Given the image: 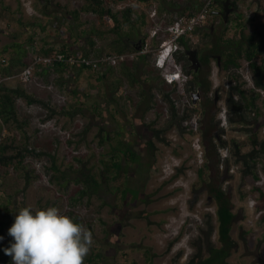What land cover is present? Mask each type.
Here are the masks:
<instances>
[{
	"label": "trees",
	"instance_id": "16d2710c",
	"mask_svg": "<svg viewBox=\"0 0 264 264\" xmlns=\"http://www.w3.org/2000/svg\"><path fill=\"white\" fill-rule=\"evenodd\" d=\"M206 1L137 0L139 5H129L120 10H117L118 6L133 4L135 0H85L84 5L75 10H69L68 6L57 3V7L64 15L72 17L76 29H79L82 34L80 38L84 40V43L81 55H78L70 45L55 43V32L49 31L53 16L50 17L45 12L42 17L35 16L31 21H25L21 14L18 26L30 30L29 37L25 42L14 39V43L0 48V214H2L0 236L5 238L7 234L9 237L8 229L14 222L13 197H7L3 189L11 170L21 174L25 182L23 190H28L39 178L26 165L27 158L34 154V151L24 144L15 145L14 140L10 143L9 138L4 136L5 130L12 126L21 131L28 127L27 122L20 119L18 101L25 100L29 105H42L48 110L49 118L63 117L70 121H75L83 115L84 111H90L83 101H76L74 104L61 108L52 106L49 101L30 94L23 87L25 83L17 76L29 66L31 49L35 57L41 58L54 53L64 54L67 59L79 56L101 59L109 56L136 55L134 59L117 66L101 64L96 71L84 65L71 66L63 63L48 68L40 64L35 68L34 75L47 78L51 72L65 74L74 69L78 80L84 72H87L90 79L95 82L91 84V88L101 90L96 83L107 88L109 96L108 94L104 96L109 105H117L118 109L114 108L113 117L118 122L123 120L117 118L122 112L127 118L129 112L131 114L129 117L135 116L134 114L141 115L145 128L151 134L147 142L148 151L156 160L158 157L156 152L159 151L157 145L168 147L175 145L167 137L168 133L176 128L175 125L183 128L182 125L185 122L194 121L198 125L205 149L207 148L205 159L208 158V165L211 167L216 165L218 170L221 166L228 169L230 161L233 160L236 164L243 166L241 186L245 184L247 178L253 179L254 183L260 182L259 172L264 173V25L249 32L247 10L250 7L249 1L253 0H230L229 3L228 0H213L209 22L198 28L192 38L185 37L180 40L182 49L175 54V61L182 67L183 73L192 78L189 85L184 86V92H189L194 87H201L211 103L209 112H204L198 107H193L190 113H184L185 111L182 113L178 110L173 99L178 84L169 85L172 89H168V83L164 77L151 66L150 61L163 42L160 39L150 40L149 29L152 26V18L146 8L155 5L157 16L159 19L164 18L169 26L179 18L199 14ZM83 15L95 16V23L84 21ZM217 23H221L224 28L220 35L216 32L212 34V26L215 27ZM147 43L150 46L149 52L140 55V49ZM193 50H199L198 55L203 54L202 61L207 66V72L201 76L203 78L201 82L198 74L187 70L189 62L187 51ZM215 64H218V72L228 85L226 108L230 128L234 132L245 135L244 141L223 139L226 131L221 127V121L218 119L219 105L217 114L211 113V109L215 108L212 106L213 94L220 89H214L212 80ZM244 64L248 66L252 86L240 73ZM159 71L162 72L161 69ZM11 81H15V85H11ZM129 90L138 91V102L135 103ZM159 95L161 101L165 103L168 116L162 127L155 128L158 116L152 124L145 122V116L159 107L161 103L158 99ZM91 112L97 118H103V109L100 106H93ZM92 125L93 123L86 125L83 131L84 136L92 131ZM119 131L111 132L100 126L94 138V142L102 149L99 157L96 158L94 155L95 161L77 157L78 169L72 166L70 170L73 174L65 184L66 187L73 182L79 187L78 199L72 203L74 206L85 199L99 198L102 192L116 197V207L119 210H122L125 205L135 207L138 202L144 204L149 202L148 197L143 196L140 189L130 186L128 172L131 168L141 165V157ZM246 143L250 146L247 153L243 152ZM221 148L227 150V156L224 159L220 154ZM206 163L198 171L197 184L202 187L203 182L209 183L216 200L215 210L212 214L204 215L205 225L198 227L199 235L191 242L194 252L185 264H232L230 259L239 246V241L233 235L238 216L230 193L222 186L217 188V180H208ZM145 167L150 168V163L146 162ZM54 170L60 171L57 166ZM156 170L158 171L155 173L156 177L161 176V169L157 166ZM180 171L181 168L177 169L171 179L177 178ZM253 191L258 194L262 203L257 206V211L260 213L261 222H264V187L255 185ZM241 199H245V194H241ZM148 214L146 212L141 218L148 220ZM69 216L86 229L87 222L81 215L70 211ZM101 221L103 225L106 224L102 219ZM11 240L0 242V264H12V258L2 251L9 246ZM241 241L247 242L244 234L241 235ZM100 252L101 248L93 242L84 259V264H103ZM182 255L183 252L177 253L172 258L171 264H181ZM123 257L126 260L125 264H129L130 256L124 253Z\"/></svg>",
	"mask_w": 264,
	"mask_h": 264
},
{
	"label": "rangeland",
	"instance_id": "374dc122",
	"mask_svg": "<svg viewBox=\"0 0 264 264\" xmlns=\"http://www.w3.org/2000/svg\"><path fill=\"white\" fill-rule=\"evenodd\" d=\"M52 2L55 3L58 0H0V48L14 43V39L25 42L31 31L18 26L19 17L23 15L25 21H31L35 16L42 17L45 12L49 14L51 10L48 12L44 8L45 5L51 7ZM65 2L70 7L78 9L84 5L85 0H65ZM134 4L139 5L135 0L133 4L118 6L117 10ZM249 4L247 19L250 25L249 32H251L256 27L264 25V0L249 1ZM146 10L150 16L155 11L157 13L155 5ZM82 19L91 24L96 21L93 15H83ZM155 21L161 26H167L165 19L162 17L159 19L157 16L151 19L152 26L149 31L154 28ZM51 22L53 24V21ZM54 24L57 25L55 22ZM214 28L218 35L224 29L221 23H217ZM160 40L162 42L166 40L163 32ZM34 57L35 53L31 49L29 63ZM156 59L155 55L150 61L151 66L163 77V72H160L156 65ZM172 71L176 72V69L173 68ZM75 72L74 69L65 74L54 71L47 78L34 75L29 83L23 84L30 94L49 101L52 106L61 108L74 104L76 101H83L90 111H84L83 115L75 121H70L63 117L49 118L48 110L42 105H29L25 100L18 101L20 119L27 122L28 127L21 131L12 126L5 130L4 136L9 138L10 143L14 140L15 145L24 144L34 151V154L27 158L26 165L39 178L28 190H23L25 182L21 174L11 170L3 189L7 197H13V219L16 212L26 206L32 207L33 210L55 206L62 214L69 216V212L72 211L81 215L87 222L86 230L92 234V243H96L101 248L103 264H125L124 253L130 256L129 264H171L172 258L179 252H183L181 264H185L194 252L191 242L199 235L198 227L205 225L204 215L212 214L215 210L213 203L208 202V195L202 192L201 186L197 184L198 171L206 163L205 149L198 125L194 121L185 122L182 125L183 128L175 125L176 128L167 135L175 145L172 147L157 145L159 151L156 152L158 156L156 160L148 151L147 142L151 134L145 128L141 115L134 114L135 116L129 117L131 115L129 112L127 118L122 112L117 118L123 120L118 122L113 117L114 108L118 109L117 105H109L104 96L108 94L107 88L96 83L101 90H94L91 84L95 82L90 79L87 72H84L78 80ZM240 73L252 86L247 64L243 65ZM212 80L214 89L220 88L218 119L221 121V127L226 131L223 139L244 141L245 135L234 132L230 128L226 108L228 85L220 76L217 64L214 67ZM10 84L15 85V81H11ZM167 87L172 89L169 84ZM129 94L134 98L135 103L138 102L137 90H129ZM186 96L184 87L179 86L173 94L176 106L182 113L183 111L190 113L192 109L190 99ZM158 99L161 102L159 107L145 116L147 124H152L158 116L155 128L162 127L168 116L160 95ZM97 105L103 109L102 119L91 112L92 107ZM90 123H93L92 131L84 136L83 131ZM100 126L111 132L120 130L123 138L129 141L138 152L141 165L129 170L130 186L140 189L142 195L147 196L153 203L145 205L138 202L136 207L125 205L122 210H119L116 207V197L102 192L99 198L85 199L76 206L72 204L78 199L79 187L73 182L65 187L66 181L73 174L70 169L72 166L78 169L77 157L93 161H95L94 155L96 158L99 157L102 149L94 142V138ZM249 150L250 146L246 143L243 152L247 153ZM220 154L224 159L227 156L226 148H221ZM146 162L150 163V168L145 167ZM55 166L60 170L59 172H55ZM157 166L162 171L159 177L155 175L158 173ZM242 167V164H236L233 160L230 161L228 169L221 166L218 170L214 165L211 181H219L222 178L221 186L230 193L238 216L233 235L239 241V246L230 262L232 264H264V222H261L260 213L257 211V206L262 203L258 194L253 191L255 185L264 187V173L259 172L261 177L259 183H254L253 179L247 178L245 184L241 186ZM179 168H181L180 175L171 179ZM242 193L245 194L244 200L241 199ZM146 212L151 216L148 220L141 218ZM1 217L2 214H0ZM101 219L105 221V225ZM163 221L165 224H162ZM242 234L246 236V243L241 241ZM9 239L12 238L7 237L6 234L4 242Z\"/></svg>",
	"mask_w": 264,
	"mask_h": 264
},
{
	"label": "clouds",
	"instance_id": "9594fccd",
	"mask_svg": "<svg viewBox=\"0 0 264 264\" xmlns=\"http://www.w3.org/2000/svg\"><path fill=\"white\" fill-rule=\"evenodd\" d=\"M8 236L12 240L2 251L12 264H84L92 245L91 232L55 206L20 208Z\"/></svg>",
	"mask_w": 264,
	"mask_h": 264
},
{
	"label": "built area",
	"instance_id": "2783aa9c",
	"mask_svg": "<svg viewBox=\"0 0 264 264\" xmlns=\"http://www.w3.org/2000/svg\"><path fill=\"white\" fill-rule=\"evenodd\" d=\"M213 0H207L205 5L201 9L200 13L193 17H183L177 19L173 24L169 26H161L159 23H155L154 28L150 33V40L160 39L161 33L163 32L166 36V40L161 44L160 48L156 53V65L159 69L163 71V77L169 85L175 83L179 87H184L188 76H186L181 67H179L175 61V54L178 53L182 46L180 40L185 37H193L194 32L203 26H205L210 19L211 6ZM157 17L156 11L151 14V18ZM149 43L142 49H140L139 54H147L149 52ZM136 55H122V56H109L103 57L101 59L85 58L79 56L78 58L67 57L64 54L54 53L47 57H34L29 64V66L22 71L17 78L26 83H29L33 76L35 68L43 64L45 67H52L54 65L68 63L71 66H87L92 67L93 70H98L101 64H109L111 66H117L122 62L134 59ZM5 62V60H3ZM175 68V71L172 69ZM200 140H198L199 142Z\"/></svg>",
	"mask_w": 264,
	"mask_h": 264
},
{
	"label": "flooded vegetation",
	"instance_id": "af4514ba",
	"mask_svg": "<svg viewBox=\"0 0 264 264\" xmlns=\"http://www.w3.org/2000/svg\"><path fill=\"white\" fill-rule=\"evenodd\" d=\"M229 1L230 0H228V3H229ZM221 17H224V16H221ZM215 32L217 33V31H215L214 26H212V34H214ZM217 35H218V33H217ZM187 52H188L187 55H188V59H189V62H188V65H187V70L192 72V73L198 74L200 76L199 81L201 82V80L203 79L201 76H203L204 73L207 72V66H205V62L202 61L203 60V54L201 53V54L198 55L199 50H193V51H187ZM191 59H194V62H192ZM218 63H219V66H220L221 65V60L220 59H219ZM181 69H182V67H181ZM191 79H192L191 77H188V80H187V82L185 84V87H186V85H189L188 83L190 82ZM184 93L187 95L186 97H189L190 105H191L192 108L193 107H198L199 109H201L204 112H209L210 111L211 103H209L208 98H207L205 92H203V89L201 87H194L191 91L184 92ZM213 95H214V101H213V105L212 106H214L215 108L213 110L211 109V113L216 115L217 112H218V105H219L218 90ZM208 103H209V105H208ZM204 149H205V146H204ZM205 153L207 154V148L205 149ZM208 161L209 160L207 158L206 159V162H207L206 164L207 165H208ZM207 171H208L207 178H208L209 181H211V179L213 177V174L211 172L212 171V167L210 165L207 166ZM221 181H222V178L219 181L218 180L216 181V187L217 188H218V186H221ZM201 190H202V192H205L208 195V202L209 203H213V205L215 206V204H216L215 196L213 194V189L209 186V183L208 182H203ZM157 200H159V199H157ZM149 203H153V202L149 201L145 205H149ZM150 217L151 216L148 214V218H150ZM148 223H149V221H148ZM162 224H165V222L163 221Z\"/></svg>",
	"mask_w": 264,
	"mask_h": 264
},
{
	"label": "crops",
	"instance_id": "0c3cea01",
	"mask_svg": "<svg viewBox=\"0 0 264 264\" xmlns=\"http://www.w3.org/2000/svg\"><path fill=\"white\" fill-rule=\"evenodd\" d=\"M64 1L65 0H58V2H52L50 3L51 7L45 5V10H48V12L51 10L48 16H53L52 18L54 20L56 19L55 21L52 20L53 24L50 22L49 31L55 32V43L70 45L77 54H82V45L84 43V40L80 38L82 34L79 29H76L72 17L67 14L64 15V13L57 7V3L68 6L69 10H75L77 8L70 7L69 4L67 2L64 3ZM54 22L57 23V25H55Z\"/></svg>",
	"mask_w": 264,
	"mask_h": 264
},
{
	"label": "water",
	"instance_id": "95a60500",
	"mask_svg": "<svg viewBox=\"0 0 264 264\" xmlns=\"http://www.w3.org/2000/svg\"><path fill=\"white\" fill-rule=\"evenodd\" d=\"M192 60V62H194V59H191Z\"/></svg>",
	"mask_w": 264,
	"mask_h": 264
}]
</instances>
